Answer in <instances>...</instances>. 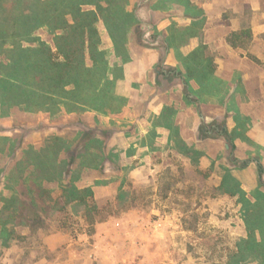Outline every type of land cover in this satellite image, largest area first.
Masks as SVG:
<instances>
[{
  "label": "rangeland",
  "instance_id": "rangeland-1",
  "mask_svg": "<svg viewBox=\"0 0 264 264\" xmlns=\"http://www.w3.org/2000/svg\"><path fill=\"white\" fill-rule=\"evenodd\" d=\"M36 34L54 45L47 28ZM158 50L157 69H170V56ZM106 51L113 67L115 54ZM176 57L172 63L181 66L182 58ZM158 79L164 89L177 88L170 77L167 82L160 73ZM194 82L196 88L184 90L187 100L174 93L175 100L193 101L187 105L199 116L211 114L200 123L192 145L180 133L159 144L155 127L142 138L143 130L131 117H116L127 103L109 115L64 106L51 112L0 104V211L13 193L21 209L7 228L9 246L0 226V264H234L247 237L243 205L239 193L231 195L221 185L227 174L236 178L234 171L245 162L264 166L261 147L248 136L253 116L245 115L249 106L254 118L264 114V82L263 88L244 91H231L224 83L221 92L216 82L208 89ZM248 98L252 105L245 102ZM184 106H167L163 113L177 115ZM220 106L222 115L216 113ZM216 124L236 131L233 144L218 134ZM71 177L79 187L93 188L103 215H114L91 226L83 209L64 204L61 186ZM253 191H245L251 199ZM244 263L257 264L252 259Z\"/></svg>",
  "mask_w": 264,
  "mask_h": 264
},
{
  "label": "trees",
  "instance_id": "trees-1",
  "mask_svg": "<svg viewBox=\"0 0 264 264\" xmlns=\"http://www.w3.org/2000/svg\"><path fill=\"white\" fill-rule=\"evenodd\" d=\"M164 1H161V5H164ZM128 2L0 0L1 106L51 112L64 106L68 111L94 110L107 115L119 113L127 103V99L118 96L115 89L118 78L123 76V67L118 64L111 66L107 51L102 48L99 23L104 24L114 41L115 54L123 62L131 58L127 49L130 34L138 45L162 48L166 55L172 49L180 50L191 38L201 33L197 25L182 27L176 23L169 26L167 33L156 28L148 31L143 28L134 12L128 10ZM195 12L200 14L199 9ZM41 28L49 30L54 45L37 37L36 33ZM250 37L251 31L243 29L231 33L229 42L235 46H244L246 39ZM29 41L32 44L24 45V42ZM181 58L186 81L194 80L206 89L216 82L215 88L221 92L224 81L216 75L217 65L214 57L209 54L207 45L201 43L194 51ZM160 73H163L162 69ZM215 130L231 144L234 143L236 131L230 132L226 126L217 124ZM178 134L175 130L173 135ZM178 143L180 145L183 142L178 139ZM189 151L197 156L202 155L195 148H190ZM67 164L70 165L71 162ZM247 166L248 162L241 165L242 168ZM258 166L260 184L252 193L254 199L248 197L231 174L225 176L221 185L231 195L239 193V200L243 205L247 237L238 246L234 264H245L247 259L264 264V166L261 163ZM71 178L61 186L64 204L83 209L91 226L114 215L113 212L103 215L93 188L79 187L75 184V178ZM229 181L234 182L236 190L229 186L233 184H229ZM37 187L42 189V184L39 182ZM36 203L33 200L34 206ZM19 204L17 195L13 193L6 197L0 211L1 236H5L6 246H9L11 240L8 237L11 233L7 228L12 225L14 213L21 210Z\"/></svg>",
  "mask_w": 264,
  "mask_h": 264
},
{
  "label": "crops",
  "instance_id": "crops-1",
  "mask_svg": "<svg viewBox=\"0 0 264 264\" xmlns=\"http://www.w3.org/2000/svg\"><path fill=\"white\" fill-rule=\"evenodd\" d=\"M128 1V10L134 12L143 28L148 31L156 28L160 32L167 33V29L173 23L182 27L194 24L200 27L201 31L199 36L191 38L177 52L172 49L166 53L170 56L169 59L173 66L163 70L161 74L167 82L169 77L175 80L177 88L164 89L161 87L164 84L161 83L160 86L158 83L157 65L162 57L160 51L138 45L130 34L127 49L131 58L123 62L115 54L112 37L104 24L99 23V29L100 25L105 29L103 32L100 29L102 48L114 52L112 65L118 63L123 67V76L116 82V94L125 97L127 105L116 117L120 115L131 117L132 122L143 130L142 138L155 127L161 137V140L159 137V144L168 143L175 129L189 144L195 143L200 123L203 119L208 120L211 114L199 116L196 108L193 109L192 105H187V103L192 104L193 101L174 99V93L177 92L182 97L184 95L187 100L184 90L191 86L196 88L197 84L194 81L186 84L184 67L180 66L177 61L173 64L172 57L187 56L201 43L207 45L209 54L214 57L217 77L225 84L227 83L231 91L263 88L264 70L255 60L264 64V0H185L184 2L165 0L164 5H161L162 0ZM196 9H199V15L196 14ZM141 12H144V16ZM243 29L251 31V37L246 39V44L244 46L231 44L230 34ZM104 43L107 46L104 47ZM250 98L245 101L248 105L254 102L250 101ZM172 105L185 106L177 115H165L164 109ZM250 110L249 106V110L245 112V115L253 116V126L248 136L261 147L260 151L264 154V114L256 115L254 118ZM216 113L222 115L225 109L220 106ZM154 118H158V123L153 126ZM195 145L200 147L197 143ZM203 147H209V144ZM257 167V161L254 160L242 170L234 171L243 190L251 192L259 187Z\"/></svg>",
  "mask_w": 264,
  "mask_h": 264
}]
</instances>
